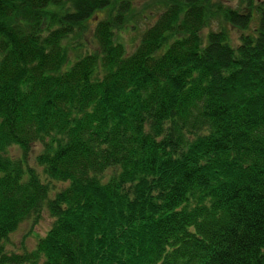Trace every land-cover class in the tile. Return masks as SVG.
<instances>
[{
    "label": "trees",
    "instance_id": "1",
    "mask_svg": "<svg viewBox=\"0 0 264 264\" xmlns=\"http://www.w3.org/2000/svg\"><path fill=\"white\" fill-rule=\"evenodd\" d=\"M132 2L0 0V264H264L263 2Z\"/></svg>",
    "mask_w": 264,
    "mask_h": 264
},
{
    "label": "rangeland",
    "instance_id": "2",
    "mask_svg": "<svg viewBox=\"0 0 264 264\" xmlns=\"http://www.w3.org/2000/svg\"><path fill=\"white\" fill-rule=\"evenodd\" d=\"M166 0H133L132 10L127 13V20L117 29V38L125 45L128 52H132L139 43L144 30L152 25L159 16V13L164 9ZM223 3L232 7H243L247 9L246 0H221ZM264 4V0H261ZM102 15L98 14V17ZM95 15L90 21L88 30L84 35V42L87 43V48H96L95 26L98 21ZM218 26V22L214 21L212 27ZM231 30L232 37L238 39L241 30L228 25ZM81 47V46H80ZM85 49V47H82ZM41 146L38 144L33 147L31 154L34 155L39 152ZM18 148H13L12 153L19 154ZM34 159V156H33ZM54 221L50 212L44 208L39 217L29 218L23 221L19 228L11 234L7 242L9 249L23 251L25 249L31 250L35 247L39 237L46 234Z\"/></svg>",
    "mask_w": 264,
    "mask_h": 264
}]
</instances>
